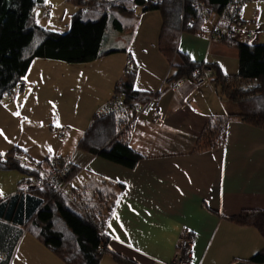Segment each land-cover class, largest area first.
Segmentation results:
<instances>
[{"label": "crops", "instance_id": "obj_1", "mask_svg": "<svg viewBox=\"0 0 264 264\" xmlns=\"http://www.w3.org/2000/svg\"><path fill=\"white\" fill-rule=\"evenodd\" d=\"M255 13L258 21V11ZM135 18L136 23L134 19L130 21L137 27L130 43L121 39L119 45L108 49L118 51L108 57L121 59L112 60L119 66L116 77L109 65L100 74L105 72L114 88L106 91L101 102L106 103L114 95L117 83L131 65L126 64L130 57L138 68V91L151 94L163 89L156 102L137 107L130 143L144 159L136 168L127 169L78 149L83 154L72 161L86 176L83 182L79 172L74 177L72 197H78L87 207L84 196L89 189H116L119 200L106 231L110 248L135 264H171L184 230L194 241L192 264L248 261L263 250L264 238L257 229L238 225L229 218L244 211L264 210V131L236 117L229 124L224 147L195 152L198 137L210 119L237 115L240 109L221 98L212 82L198 87L187 79L176 91H170L166 79L176 72L181 57L171 62L160 50L162 16L151 12ZM216 23L214 17L212 22H206L202 35L183 33L179 51L195 62L235 75L239 72L240 52L213 35ZM137 43L142 53L134 52ZM25 91L26 86L21 97ZM0 102V106L4 105L3 100ZM18 102L22 107L24 101L16 98L9 104ZM157 109L162 114L160 118L156 117ZM0 170V174H6L0 177L2 199L17 190L14 177L6 173L12 170L1 166ZM10 264L66 263L27 232ZM101 264L130 263H120L112 254H105Z\"/></svg>", "mask_w": 264, "mask_h": 264}, {"label": "trees", "instance_id": "obj_2", "mask_svg": "<svg viewBox=\"0 0 264 264\" xmlns=\"http://www.w3.org/2000/svg\"><path fill=\"white\" fill-rule=\"evenodd\" d=\"M72 1L79 8L73 15L70 30L58 33L37 22L35 9L42 7L45 0H0V100L14 95L21 84L19 91L24 90L23 83L36 59L88 64L117 53L107 48L109 30L122 31L124 26L114 16L113 27H110L111 13L118 11L132 17L140 10L143 13L159 12L162 16L160 50L171 62L181 57V64L175 67L176 72L168 77V81L194 80L195 72L206 65L213 72L211 80L220 97L240 109L237 115L210 119L198 137L195 152L224 147L229 124L236 117L264 131V44L245 43L219 33L221 26L228 24L222 17L224 12L234 3L245 4L248 0ZM203 3L213 10L212 18H217L213 35L221 36L224 43L240 52L239 72L235 75H227L213 65L195 62L179 51L183 33L202 35L205 32L207 21L202 16L204 10L199 8ZM130 41L127 38V45ZM137 74L136 68L128 66L114 90L112 100H122L126 108L118 113H97L78 147L127 169L136 168L144 159L130 143L137 107L163 92V89L151 94L138 91L135 86ZM51 160L47 157L37 161L19 147L5 155L0 154L2 168L26 175L15 193L0 199V264H10L27 232L66 264H101L105 254H112L120 263L135 264L110 248L106 231L119 200L115 193L99 192L98 199L107 198L110 206L105 207L103 202L104 207L100 205L96 209V206H77L74 199L57 194L48 185L42 189L24 187L37 178L34 168L47 169ZM73 165L72 178L81 170L75 163ZM68 191L74 194L72 184ZM229 220L257 229L264 238V210L244 211ZM248 262L264 264V248Z\"/></svg>", "mask_w": 264, "mask_h": 264}, {"label": "rangeland", "instance_id": "obj_3", "mask_svg": "<svg viewBox=\"0 0 264 264\" xmlns=\"http://www.w3.org/2000/svg\"><path fill=\"white\" fill-rule=\"evenodd\" d=\"M245 4L243 19L251 30L256 33L253 42L264 44V0H248L245 1ZM78 8V5L72 0H46L44 7L38 6L35 9V14L37 22L41 26L54 32L66 33L70 30L73 15ZM256 10L258 11V21H255ZM142 13L141 10L138 11L135 16H132L133 18L118 11L111 13L110 27H113L114 16H116L123 23L125 30L110 29V39L107 48L110 46L116 47L121 39H123V42L127 38L131 40L137 27L135 28L130 21L134 19L136 23L135 17L140 16ZM212 19L207 20V22H212ZM147 23L149 27L152 26L150 25L151 20H148ZM221 27L219 33L222 32L224 36H227L226 28L228 25H222ZM218 28L219 26L217 25L216 29ZM111 38H114V40ZM118 38L119 40H117ZM216 38L223 42L221 36H216ZM134 52L142 53L139 43L134 46ZM120 57L110 56L103 61L97 60L98 62L95 61V63L88 64L67 63L49 59L34 60L31 70L23 83L26 86V91L23 93L24 96L21 97L22 92L19 91L21 84L18 88L19 90L14 95L5 97L3 99L4 105L0 106V154L5 155L11 149L19 147L26 150L37 161L47 157L51 159L63 158L65 161L72 163L73 159L75 161L78 160V157L83 154V152L78 151L80 140L91 125L93 117L114 96L106 103L101 102L106 91L114 88L111 79L105 75V72L103 76H100V74L109 65L110 71L116 77L119 72V66L116 62L113 63L112 60L120 61ZM126 64L129 65L127 59ZM129 66L131 69L137 68L134 63ZM208 82H212V80ZM169 83L168 79H166L168 89ZM158 95L159 93L157 94V99ZM13 98H16V101H24L21 103L22 107L18 105L19 102L10 105L9 102H13ZM44 103L47 105H44ZM76 153L77 155L75 156ZM6 173L8 177H14V190L16 191L20 187V181L26 175L18 171ZM1 175L6 174H0V177ZM85 176L83 172H79L80 182H83ZM77 183L78 181L74 184L76 188L79 187L76 185ZM24 187L26 188L27 186L25 185ZM102 191L107 194H113L116 189L113 187L89 189L87 191L88 194L84 196L88 202L86 205L88 207L96 206L95 208L97 209L100 205V207H104L102 206L104 202L105 207L106 205L107 207L110 206L108 200L106 201L107 198L98 199L100 198L99 192ZM69 194L71 199L75 200L77 206L83 205V203L81 205L78 201V197L75 198L72 197L71 193ZM102 212L105 213L107 211ZM30 234L33 235L32 233ZM21 242L22 240L19 245ZM18 249L19 246L17 247Z\"/></svg>", "mask_w": 264, "mask_h": 264}, {"label": "built area", "instance_id": "obj_4", "mask_svg": "<svg viewBox=\"0 0 264 264\" xmlns=\"http://www.w3.org/2000/svg\"><path fill=\"white\" fill-rule=\"evenodd\" d=\"M200 9L204 10L203 19L209 20L213 16V10L208 8L206 4H201ZM245 4L234 3L227 11L224 12L223 18L227 20L228 27L226 28L227 36L233 39L243 40L245 43H251L255 39V31L247 25L244 21ZM257 11V10H256ZM133 58H129V63H133ZM213 72L206 65H202L196 72L193 83L200 87L209 80H211ZM184 80L169 83V90L176 91ZM157 94L150 97L149 102H156ZM126 108V104L122 100H111L103 109L100 110V115L109 113H118ZM159 109L156 111V117H161ZM38 173L35 178L26 187L29 189H42L45 185L50 186L57 194L70 197L69 187L72 184L74 165L72 162L65 161L63 158H56L50 161L47 169L41 167L34 168ZM194 241L192 235L188 230H184L179 239L177 251L171 264H192L190 258L193 254Z\"/></svg>", "mask_w": 264, "mask_h": 264}, {"label": "water", "instance_id": "obj_5", "mask_svg": "<svg viewBox=\"0 0 264 264\" xmlns=\"http://www.w3.org/2000/svg\"><path fill=\"white\" fill-rule=\"evenodd\" d=\"M233 264H255V263H251V262H248V261H238V262H235Z\"/></svg>", "mask_w": 264, "mask_h": 264}, {"label": "bare ground", "instance_id": "obj_6", "mask_svg": "<svg viewBox=\"0 0 264 264\" xmlns=\"http://www.w3.org/2000/svg\"><path fill=\"white\" fill-rule=\"evenodd\" d=\"M175 256V255H174Z\"/></svg>", "mask_w": 264, "mask_h": 264}]
</instances>
